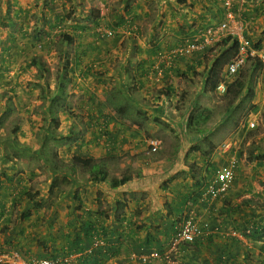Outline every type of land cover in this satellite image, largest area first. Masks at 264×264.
<instances>
[{
	"label": "crops",
	"instance_id": "obj_1",
	"mask_svg": "<svg viewBox=\"0 0 264 264\" xmlns=\"http://www.w3.org/2000/svg\"><path fill=\"white\" fill-rule=\"evenodd\" d=\"M4 1L11 9L10 13L24 16L29 14L30 18L34 16L38 19L40 13L50 11L47 7L49 3L58 0H39L38 6L34 0ZM200 1H204L207 8L201 4L205 11L194 13V6L187 7L186 4L182 7L172 4L171 9L168 0H137L135 8L134 5L130 6V20H138L141 25L145 19L153 15V20L157 15L156 19L161 16L159 19L164 17L168 21L166 28L161 31L162 28L158 29L153 23L147 38H143L139 30L136 38L123 37L118 43L112 41L108 43L110 45L103 44L107 45L104 49L100 48L96 38L92 40V51L100 52L98 57L104 58L103 65L102 62L94 64L95 70L103 72L81 73L88 75L81 82L90 79L92 83L88 84L87 94L104 93V101L97 99V93H92L94 98L90 94L92 100L83 106L89 109L85 121L87 128H90L88 131L92 130L93 140L86 150L64 149L53 154L56 162L51 164V161H46V165L40 166L46 169L49 178L43 179L41 185L37 186L39 196L34 201L21 198L22 193H28L31 187V183L25 186L21 179L29 178L34 182L41 171L28 168L26 161L19 159L21 156L18 154L12 156L11 161L5 162L3 159L6 156L0 152V170L7 178L1 179L0 175V179L8 180L0 182V186L3 185L0 191V251L7 250L8 246L23 251L29 257L54 258L85 250L101 237L105 244L99 248L96 257L84 258L72 264H144L140 260L141 255L154 250L161 253L167 251L172 236L186 221L191 220L206 226L204 238L195 244H182L170 262L156 260L150 264H264V202L253 206L251 200H245L250 168L248 172L245 165L234 166L239 180L234 181L227 195L211 199L204 195L208 184L204 174L208 172L207 166L212 162L218 169L223 164L231 163V160L227 159V163H224L213 157L214 153L208 154L206 160L205 156L196 159L197 164L194 166L199 168V173L193 175L185 166L187 160L194 159L188 155L192 147L187 145L188 141L181 132L176 133L182 142L178 154L175 149L167 155L163 152L151 153L147 143V139L152 136L163 139L158 135L160 126L154 123L155 119L161 118L163 121L175 114V120L172 121L177 123L181 119L177 110L179 94L191 99L197 92L192 107L196 105L197 97L203 99L202 93L206 90L204 86L208 88L211 59L205 57V54H195L184 59L170 57V52L182 44L180 39L185 35L192 37L197 30L192 25L210 22L211 0ZM157 10L158 14L155 13ZM118 13L116 10L111 12L113 18ZM7 18L1 19L4 25L10 22ZM175 20L179 21V25L170 24ZM158 31L162 34L160 41L155 40ZM165 32L168 34L166 38L163 35ZM124 34H130L129 28L127 34ZM83 47L89 48L87 44ZM118 49L126 51L125 55H120L125 57V62L120 66L114 60L118 56ZM134 61L139 63L134 65ZM116 67L119 72L114 71ZM61 83L56 80L48 89L57 92L59 96L63 90ZM40 86L45 87L44 84ZM117 91L125 95L127 104L119 107L121 110L114 114L111 110L113 107L108 106V99L111 103V97ZM49 102L45 108L47 110L39 111L30 120L36 119L39 124L50 122L54 113L51 104L53 98H49ZM62 102L56 110L59 111L58 118L63 119L61 113H64V118L69 120L72 117L65 110L67 104ZM33 103V107H29L31 104L27 106L31 114L40 108L44 109L38 102ZM172 105L173 112L166 114L165 111L171 109ZM132 110L138 117L144 116L149 120L131 121ZM99 124L109 131L103 135V141L98 138V129L94 130V125ZM21 135L24 136L22 142H30L35 137L33 132H22ZM98 142V147L91 145ZM117 144L120 148L116 147ZM36 153L42 152L38 150ZM172 156L176 157L175 161H171ZM185 157L189 158L185 160ZM88 161H93L101 172L100 177L106 175L108 180L100 182L98 175L91 174L90 165H86ZM123 177H130L131 180L118 188L110 187L109 180ZM55 185L58 190L55 196H51L50 188ZM46 188V192H43ZM27 214L30 219H45L46 227L33 231L27 226L12 229L6 227V220L17 221Z\"/></svg>",
	"mask_w": 264,
	"mask_h": 264
},
{
	"label": "rangeland",
	"instance_id": "obj_2",
	"mask_svg": "<svg viewBox=\"0 0 264 264\" xmlns=\"http://www.w3.org/2000/svg\"><path fill=\"white\" fill-rule=\"evenodd\" d=\"M38 1L34 0L37 6ZM136 1L58 0L57 2L49 3L47 7L50 11L46 12V14H38L40 16L38 19L34 16L30 18L29 14L26 16L20 14V17H16V14L10 13L9 10L11 9H9L8 5H5V1H0V152L2 151V154L6 156L3 159L5 162L7 160L11 161L12 156L18 154L21 156L19 159L26 161L28 168L31 167L33 171H41L40 176L36 177L34 182L29 178L21 179L23 184H26L25 186L31 183L30 194L34 195L41 181L49 178V173L40 166L46 165V161L48 163L51 161V164L54 161L56 162L53 154L56 155L64 149L90 148L93 134L92 130L88 131L90 128H87L85 121V119L87 120L86 114L89 113V109L83 106L92 100V95L94 98L92 93H97V99L104 101L103 92H91L90 94L92 95L87 94L89 91L88 84L91 83L90 79L86 82H81V80L88 78V75L85 73L81 74L82 72H103V70H95V62H102L104 58L98 57L100 52L92 51L94 49L91 46L92 40L96 38L101 45L100 48L104 49L107 45H110L108 44L109 42L118 43L123 37L136 38L139 30H141V36L147 38L150 32L149 28L152 27L153 23L158 26V29L162 28L161 31L166 28L168 21L164 17V19H159L161 16L156 19L157 15H155L153 20V15L150 19H145L141 25H139L138 20H135V22L130 20L128 18L129 9ZM226 1L228 0H211L210 16L208 17L210 20L209 25L205 23L192 25V28L195 29L197 27V30L192 37H189L190 35L183 36L180 39L183 41L180 46L191 42L199 31L201 32L207 27L219 24V22H224L227 19ZM231 3L235 21L244 25V36L262 38L264 42V0H231ZM111 4L112 7H109ZM168 4L171 9L172 4H179L181 7L184 5L179 3V0H168ZM201 4L204 5V1L201 3L200 0H190V2L186 3L187 7L194 6V13H198L199 10L205 11ZM4 9L6 11L4 12L5 16L3 13ZM110 10L111 12L116 10L120 13L113 18L114 15L111 14ZM155 13L158 14V10ZM5 17L10 20L8 25H4L1 22L2 18L6 19ZM170 24L179 25V21L175 20ZM31 27L32 29H30ZM128 28L130 34H127ZM106 31H113L114 36L107 37L105 35ZM158 33L155 36V40L160 41L162 34L159 31ZM163 35L166 38L168 34L165 32ZM106 43L107 45L103 46ZM84 44H87L89 48L85 49L83 47ZM116 46L117 44H115ZM112 48H114V44ZM120 49L116 53L118 56L114 57L119 66L122 62H125L123 61L125 57H120V55L126 54L125 50ZM175 49L170 52V57L186 58L172 56ZM226 50L227 48L224 45H218L208 53L206 57L211 59L209 64L210 71L213 69L217 59ZM101 53L104 55L103 52ZM77 57H79L78 63L76 62ZM138 63V61H134V65ZM101 65H103V62ZM114 71L119 72L117 67ZM108 72H110V69H108ZM66 74L67 78H64ZM241 74L245 76L246 86L238 98L225 93L227 91L222 92L217 89L215 92H211L209 86L208 88L204 86L206 90L202 93L203 99L197 97L196 105L194 106L193 104L191 107L193 97L197 92L194 93L191 99L186 98L184 94L178 93L180 99L177 110L181 119L177 123L172 121L175 120L176 114L169 115L163 121L160 120L161 118L155 119L154 123L157 122L160 126L158 135L163 137V139L152 136L147 139L149 141L147 143L151 153L163 152L164 155H167L169 153L172 154V150L175 149L178 154L182 142L176 133L181 132L183 138L188 141L187 145L192 147L188 155H192L194 159L187 160L189 157H185V160H187L185 166L191 170L193 175L199 173V168L194 166L197 164L196 159H203L205 156L204 160H206V156L213 153L215 155L213 157L221 160V162L227 163V159L232 161L228 165H221L220 168L230 165H245L247 171L249 168L251 170V172L248 171L249 173H247V176H251L246 179V187L248 189L245 191L247 193L245 194V200H251L253 206H258V204L264 202V165H258L260 162L264 164V68L254 69L253 71V64L249 62L243 66ZM239 75L233 78H226L223 69L220 72V80L223 79L227 86L228 83L236 81ZM43 79L44 81L41 83ZM56 80L64 83L63 90L60 91L59 95L62 97H59L57 92H52V90L48 89L49 85L52 86ZM78 82L80 84L79 88L77 87ZM41 84H44L45 87L40 86ZM250 90H253V92ZM49 98H53V103L51 104H53L54 109L51 121L39 124L36 119L30 120L39 111L44 112V110H47L45 108L47 103H50ZM56 98L59 99L56 100ZM180 100L184 103H181ZM62 101L67 104L65 110L72 117L69 120L65 119L66 114L61 112L64 117L63 119L58 118L59 111L56 110L63 103ZM33 102H38L44 109L40 108L31 114V110L27 106L31 104L29 107H33ZM125 104H127L125 95L119 91L112 95L111 103L108 99V106L110 108L113 107L111 109L113 113L121 110L119 107ZM173 109L174 105H172L171 109L165 111L166 114L172 113ZM101 111L103 110L101 109ZM132 113V117L130 116L131 121L144 122L149 120L144 116L138 117L134 110H132ZM190 118L193 121L192 130L188 129ZM182 121L184 122L181 123ZM96 128L98 129V138L103 141L102 138L109 131L102 124L94 125V130ZM202 130L203 134H198L202 133ZM22 132L27 134L33 132L35 137L30 142H22L21 138H24L21 135ZM191 137L195 138L192 139ZM152 141L159 142V149L156 152L151 150L150 142ZM192 142L194 143L192 144ZM99 143L91 145L98 147ZM184 143L186 144V142ZM119 144L116 145L117 148H120ZM38 150L42 152V155L36 153ZM28 151H32V153H28ZM223 155L227 156L222 159ZM171 159V161H175L176 157L172 156ZM214 168L211 162L207 166L208 172H204L209 181H207L208 184L204 195H206L210 183L212 184L215 180L219 168H215V170ZM234 170V181L239 180L236 167H234ZM0 175L2 176L1 179H7L1 170ZM243 178L241 177V179ZM1 179V183L8 181H2ZM233 183L227 193L222 196L230 192ZM2 187L3 185L0 186V191ZM46 190L47 188L43 189V192H46ZM57 190V185L52 186L50 188L51 196H55ZM23 196L24 194L22 193L21 198L25 199ZM25 216L18 218L17 221L16 219L6 220V227L12 229L19 226L26 228L27 226L29 230H39L42 227H46L45 219L41 221L40 219H30ZM51 223L53 224L54 222ZM8 249L11 248L7 246ZM21 252L24 253L23 251ZM175 255H173L172 260H174Z\"/></svg>",
	"mask_w": 264,
	"mask_h": 264
},
{
	"label": "built area",
	"instance_id": "obj_3",
	"mask_svg": "<svg viewBox=\"0 0 264 264\" xmlns=\"http://www.w3.org/2000/svg\"><path fill=\"white\" fill-rule=\"evenodd\" d=\"M227 10V19L216 25L207 27L206 29L196 33L194 39L182 46H179L173 51L174 57H187L194 54H205L207 51L217 46L223 39L228 36H234L239 41L238 52L233 60L224 69V76L226 78H233L239 74V71L246 65L250 59L264 60V44L256 48L244 36V25L235 21V15L232 11L231 0L225 2ZM107 37L114 36L113 31H106ZM217 89L219 91H227L225 82H221ZM226 93V92H225ZM152 152L159 149V142H150ZM235 170L234 166H225L219 168L214 182L208 186L206 196L207 198L216 199L219 196L227 193L231 184L234 181ZM206 226L200 225L195 221H186L172 236L168 250L160 252L154 250L140 256V260L144 264H150L156 260H163L166 262L172 261L174 254H177L182 244H194L202 240L205 236ZM237 234V233H236ZM105 244L104 240L99 237L94 243L86 248L84 251L70 252L62 256L54 258H35L29 257L22 253L19 249L13 248L5 251H0V264H72L74 261L82 260L86 257L93 256L95 252Z\"/></svg>",
	"mask_w": 264,
	"mask_h": 264
},
{
	"label": "trees",
	"instance_id": "obj_4",
	"mask_svg": "<svg viewBox=\"0 0 264 264\" xmlns=\"http://www.w3.org/2000/svg\"><path fill=\"white\" fill-rule=\"evenodd\" d=\"M186 2H187V0H179V3H181V4H186ZM46 6H47V4H46ZM16 17H20V14L17 13ZM245 38L248 39L256 48H259V47H261L262 44H264L262 38L257 39V38L250 37L248 35H246ZM218 45H224L227 48V50L221 54V57L217 59V61L213 65V69L211 70L210 78L208 79V82H207L211 92H215L217 90L218 85L223 81V79L220 80V72L223 69H225L226 66L236 56V54L238 52L239 41L234 36H228L225 39H223ZM211 50L207 51V53H205L204 56L206 57ZM76 62L77 63L79 62V57H77ZM249 62H251L253 64V71H254V69H258V68L263 69L264 68V62L261 61V59H258V58L250 59L247 61L246 64H248ZM241 70L239 71L240 75L237 77L236 81H234L233 83H228V85H227V92L226 93L233 95L236 98H238L242 94V92L246 86V82H245V78H244L245 76H243V74H241ZM64 78H67V74L64 76ZM61 87H64V83H61ZM250 91L253 92V90H250ZM191 120H192V118H190V124L188 127L189 130H192V126H193V123H192L193 121H191ZM15 131H16V129H15ZM201 132L203 133V130ZM202 133H198V134H202ZM204 155H207V154H204ZM86 165L88 167L90 165V169L92 170L91 174L98 175L100 182H105L108 180L106 175L103 177H100L101 172H100L99 168L95 166L96 164H94L93 161H90V162L88 161L86 163ZM260 165H264L263 162L260 163ZM130 180H131L130 177H123L120 179L113 178V179L109 180V185L111 188H118L120 186L125 185ZM36 196H39V192H36V194H34V195H32L28 192V193H25L23 197L25 199L30 200V201H34ZM123 206L124 205H122V207ZM28 214L26 216L25 215L24 216L28 217ZM260 232H262V231H260ZM263 233H264V229H263ZM98 250L95 252V254L93 256L86 257L85 259L96 257V254L99 253ZM78 251H74V252H78ZM81 251H84V250H81Z\"/></svg>",
	"mask_w": 264,
	"mask_h": 264
}]
</instances>
